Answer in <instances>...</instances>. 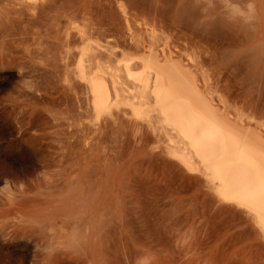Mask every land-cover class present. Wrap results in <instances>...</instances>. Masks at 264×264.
Returning a JSON list of instances; mask_svg holds the SVG:
<instances>
[{
    "label": "rangeland",
    "instance_id": "obj_1",
    "mask_svg": "<svg viewBox=\"0 0 264 264\" xmlns=\"http://www.w3.org/2000/svg\"><path fill=\"white\" fill-rule=\"evenodd\" d=\"M68 1L34 26L0 20V264H264L254 221L203 178L128 124L87 119L83 89L56 68ZM155 4L218 43L223 85L264 111V0Z\"/></svg>",
    "mask_w": 264,
    "mask_h": 264
},
{
    "label": "bare ground",
    "instance_id": "obj_2",
    "mask_svg": "<svg viewBox=\"0 0 264 264\" xmlns=\"http://www.w3.org/2000/svg\"><path fill=\"white\" fill-rule=\"evenodd\" d=\"M60 1L0 0V20L11 29L34 26L38 12L46 17ZM68 2L56 68L83 89L90 123L136 129L140 143L153 142L160 155L203 178L264 238V111L234 99L223 85L214 55L219 44L176 20L170 24L152 0Z\"/></svg>",
    "mask_w": 264,
    "mask_h": 264
}]
</instances>
